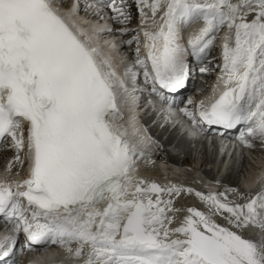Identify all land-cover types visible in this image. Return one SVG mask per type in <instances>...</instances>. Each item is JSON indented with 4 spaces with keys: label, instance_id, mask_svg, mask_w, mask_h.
<instances>
[{
    "label": "snow or ice",
    "instance_id": "6c2138e0",
    "mask_svg": "<svg viewBox=\"0 0 264 264\" xmlns=\"http://www.w3.org/2000/svg\"><path fill=\"white\" fill-rule=\"evenodd\" d=\"M136 2L145 23L144 9H150L153 27L163 9V23L159 31L143 33L151 70L140 59L139 47L126 69L133 87L138 66L150 94L169 104L165 91L184 88L188 75L179 26L203 21L189 41L197 59L226 28L221 77L226 90L210 108L200 103L199 118L182 111L193 136L204 132L200 121L226 129L243 124L241 144L252 148V141L264 142V0ZM57 3L0 0V141L11 138L21 166L25 158L20 153L30 157V179L15 191L0 184V218L12 233L0 242V256H8L23 233L30 251L46 250L51 242L81 258L89 246L85 264H264V194L230 205L197 192L209 212L189 208L180 226L170 227L180 210L161 194L193 190L132 179L143 153L113 122L121 117L117 90L127 89L93 37L68 23ZM106 7L119 23L130 20L114 0L84 5L97 15ZM224 213L230 228L213 218ZM250 228L258 230L255 239L243 235Z\"/></svg>",
    "mask_w": 264,
    "mask_h": 264
},
{
    "label": "bare ground",
    "instance_id": "6f19581e",
    "mask_svg": "<svg viewBox=\"0 0 264 264\" xmlns=\"http://www.w3.org/2000/svg\"><path fill=\"white\" fill-rule=\"evenodd\" d=\"M151 2H153V0H149V3H151ZM147 9L148 8H145L144 10H147ZM149 11L150 10H148V12ZM145 13H146V23H145V19H142V17H141V20H140V22L138 24L140 25L141 28H144V29L153 27L152 26L153 25V20H151L150 14H148L147 11ZM162 15H163V9L160 12H158L157 15H156L157 24H159V25H161L163 23V21L161 20V16ZM159 16H160V18H159ZM156 17H155V19H156ZM75 19L77 20L76 26L79 27V28L85 29L84 25H82V19H80V17L78 15L75 16ZM155 22H156V20H155ZM198 25L200 26L199 29H201L204 26L203 25V21L195 23L194 27L188 31V33L190 32V37L189 36L187 37L189 41L192 40V39H190L191 35H194V34L196 35L198 33L199 29L193 31L196 28V26H198ZM181 26H182V24L180 25V27ZM94 29L97 30L98 26H96ZM157 29H158V26H156L154 31L152 29H151V31L152 32H156ZM86 32L88 33L89 31H86ZM226 34L227 33H224V35L222 36V45L225 42L224 38H225ZM122 37H121V40L119 42H115V39H111L112 41L110 42V44L113 45V48L115 47V49H117V45L118 44H123V42H125L126 39L130 38L129 36H124V38H123L124 40H123ZM144 39L148 40L145 36H144ZM179 39H180V37H179ZM179 43H180L181 47H183L182 42H180V40H179ZM148 44H149V42H146L142 46V48L144 50L148 49L147 48ZM113 48L111 50H109V53L110 52L114 53ZM126 51H127V49H126ZM126 51L124 53H127ZM116 54H117V56L116 57H112V58L116 59L122 53L121 52L120 53L117 52ZM123 59H124V56L121 57V62L123 61ZM220 60H221V58H220ZM120 65H122V63ZM222 69H223V60H222L220 71L216 70L217 76H216V79H214L213 82H212V86H213V91L212 92L213 93H216L220 89L222 90L225 87L223 85V83L221 82V77L223 75ZM203 88H204V90H207V86H203ZM128 95H129L128 101L130 102V106L129 107H125L124 109L121 108V111H120L122 113L121 114V119H122V123H123L122 126H124V121L126 120V118L124 117L125 116V114H124L125 111L131 109V111H132V113H131L132 124L135 127L136 125H138L136 119H137V114L139 113V111H137V106H136V99H135V95L136 94L131 92V91H129ZM200 100H202V98H200ZM153 101H156V100H153ZM159 109H163V107L161 106V108H159ZM197 109L200 110L199 106L197 107ZM149 110L146 111V113H145V115L143 117V122L145 124L149 125L148 131H149L150 135L156 141V143H155L156 146H158L160 151H161L160 157L158 158V163L160 164V166H158L155 163H153L152 159L148 160L149 157L151 156V154H149L147 151H140V152L143 153V157L144 158L137 160V169H136V171L132 172V174H131L132 179L133 180H141L142 179V180L147 181L149 184L157 183L162 188H171L173 186H176V187H181V188H184V189H188V188H185L186 184L182 183L183 180H181L179 176H178V178L176 176H172L171 177V174L181 175L182 167L184 168L185 165H181L179 163L178 159H182V157L185 158L187 155L188 156L192 155L191 145L195 144L197 146V148L194 149V150L195 151L199 150V158L198 159H200L201 162H202L198 170H200V171L202 170L206 174V177H208L210 179H213V180H216V181H219V179H217V177H215L211 173V171H208L207 168L203 169V167L205 166L204 163L208 165L210 163L215 162L217 159L221 160L222 167H223V165H224V163L226 161L227 155H229L227 153L228 151H226L224 154L222 153L223 148L226 146L225 141L224 140L221 141L222 150H218L217 147L214 146L215 154H213L214 156H212V155L209 154V149L207 147L206 141H204L203 139H195V140L189 141L186 136L185 137L179 136V134L177 133V126H174L173 124L172 125H162V123H161V125H157L158 124L157 122L159 120H163V116H161L162 114H160V112H157V115H154V114H151V111H149ZM166 116L167 117H171L172 114L167 112ZM178 118H179L178 120L183 122V120L180 117H178ZM167 119H169V118H167ZM169 120L173 121L174 118L169 119ZM119 121H120V119H119ZM170 131H171V133L169 134ZM190 131H191V129H190ZM166 136H168L167 139H165ZM252 143L254 144V141H252ZM137 150H138V148H137ZM253 150H255V149H253ZM229 153H230V151H229ZM247 153H253L256 156H260L259 157L260 158L259 161H256V162L259 163L258 167L253 170V173L250 175L248 180L245 181V185L244 186L246 188H252L253 186L254 187L256 186V183H260V181L263 178L264 154L263 153L260 154L257 151H246V154ZM176 154H180L182 157L178 156L179 158H176L175 157ZM235 154H237V152ZM5 155L6 156L10 155V153H8V154L6 153ZM5 155H3V157ZM20 155L22 156V153H20ZM232 157H233V154H232L231 158ZM5 158L3 159L4 161H6ZM253 158L254 157H252V159ZM253 161H254V159H253ZM149 162L151 164H149ZM246 162H248V160L246 158V155L243 154V157H242V159H241V161L239 162L238 165L236 164V162L232 164L231 173L228 174V176L224 179V183H227L228 188H230V189L240 188L239 184L236 183L235 180H231V179L233 178L232 176L234 174H236V175L238 174L239 175V173L242 171V169H243V167H244ZM0 163H2V160L0 161ZM24 165H25V163H24ZM24 165H23V174L20 175V176L18 175L17 178L16 177L15 178H13V177L9 178L8 176L5 175V174L14 175V174H16L15 171H8V170L7 171H1L2 169H0V184H9V185L12 186V190L15 191L16 190V185L19 184V183H22L25 179H27V177L25 176L26 173H25ZM166 165H169V166H166ZM184 171L185 170H183V172ZM168 173H169V175H167ZM152 175L153 176H158L159 179H157L156 181H153L151 179L153 177ZM164 176L172 178V179L171 180L170 179H166ZM204 177H205V175H204ZM221 180L222 179H220L219 182H221ZM202 181H204V185H202L203 187L205 186V187H208L210 189H215V188H219L220 187V185L212 184V183L206 181L205 178ZM188 186H191V185H188ZM204 189H206V188H204ZM224 189H226V188H224ZM183 193H186V191L183 192ZM228 193L231 194L230 191H228ZM165 196H167V194H161L160 199L165 200V201H167L168 199H172L174 201L175 208L180 210L179 212L175 213V217H176L175 222L172 223L170 225V227H172V228L179 227L181 221H183V219L185 217H187V211L185 210V208H187V209L193 208L192 203H191L192 201L190 199H189L190 201H188L187 196H184V194H182L181 197L171 196V197H176L175 199H173V198H165ZM234 197H236L235 200H238V201L242 202L243 204L247 203L246 200H245V198H246L245 195H236L235 194ZM152 199L155 201L157 199V197L155 195H153ZM242 203H240V204L243 205ZM182 204L185 205L184 208L181 207ZM236 205H238V204H236ZM194 209H197V208H194ZM172 215H173V213L169 214V216H172ZM213 218L215 220L219 219V215L218 216H214ZM245 233L247 235L249 234V236L251 235L254 238H256L255 235H259L258 230L255 229V228L248 229L247 231H245L243 233V235H245ZM72 247H73V249H75L76 247H78V245H73ZM48 257H50V258L55 260L54 264H68V261H70V264L71 263L72 264H85V260L87 259V253H84V250H83L82 257L81 258H76L74 256V254H69L66 251V249L61 247V248H59L58 251L57 250L56 251L50 250L45 255L43 253L42 254L39 253V254H34L32 256H28L25 261L27 263V260H29V263H27V264H40V263L46 264L45 262L50 259ZM56 257H58L59 259L56 260ZM46 258H48V259H46ZM81 261H83V262H81Z\"/></svg>",
    "mask_w": 264,
    "mask_h": 264
},
{
    "label": "rangeland",
    "instance_id": "374dc122",
    "mask_svg": "<svg viewBox=\"0 0 264 264\" xmlns=\"http://www.w3.org/2000/svg\"><path fill=\"white\" fill-rule=\"evenodd\" d=\"M148 10H150V9H147V10H145L144 12H146L147 11V13L148 14H150V16H151V18H152V15H151V11H149L148 12ZM159 18H160V16H159ZM156 20V22H155V25H156V23H157V19H155ZM155 26L154 27H151V29L154 31L155 30ZM159 108H161V107H159ZM159 108H156L153 112H160V110L161 109H159ZM158 123V124H157ZM156 124L157 125H161V123H162V125H172L173 124V122L172 121H169L168 123H166V122H164V121H161V120H159L158 122H157ZM177 123H179V124H177ZM177 123H176V126H177V133L179 134V136H183V137H185L186 136V134L181 130V128L184 126V122H182V121H177ZM174 125V124H173ZM164 129V128H163ZM174 132V131H173ZM171 133V131L169 132V134ZM168 135V134H167ZM168 138V136H166V138L165 139H167ZM189 141H191L192 139H189V138H187ZM221 142H209L208 144H207V147H208V149H209V154L210 155H212V156H214L213 154H215V148H214V146H216L217 147V149L218 150H222V148H221ZM212 146V147H211ZM158 147V146H157ZM191 148H192V155H187L185 158H183L180 154H176V158H179V157H182V159H178V161H179V163L181 164V165H185V167L183 168L182 167V173H181V175H174V174H171V177L172 176H176L177 178H178V176L180 177V179L181 180H183L182 181V183H185L186 184V187L185 188H191L192 190H193V192L191 193V194H189L187 191H186V193H181L178 197H181L182 196V194H184V196H187V198H188V201H192L191 203H192V206L193 205H195V206H197V205H200V203L198 202V200H197V195H196V192H198L199 190H204V188L205 187H203L202 185H204V181H202L204 178L206 179V178H208V177H206V174L201 170H198L199 169V167H200V165H201V160L200 159H198L199 158V150L198 151H195L194 149H196L197 148V146L195 145V144H192L191 145ZM158 149H159V147H158ZM213 151V152H212ZM227 151V145L223 148V150H222V153H225ZM159 153H161V151H160V149H159V151H158ZM8 154V153H7ZM253 153H247L246 154V158H247V160H248V162H246L245 163V165H244V167H243V169H242V171L239 173V175L237 174H234L232 177V179L231 180H235L236 181V183H238L239 184V187L240 188H242L244 185H245V181L246 180H248V178L250 177V175L253 173V170L255 169V168H257L258 167V165H259V163L258 162H256V161H259V157L260 156H256L255 154H253ZM251 155V156H250ZM179 156V157H178ZM191 156V157H190ZM257 158H256V157ZM6 157V155L3 157H1L0 158V161L1 160H3L4 158ZM242 157H243V154H238V152H237V154H235V155H233V157L231 158V156H227V159H226V161H225V163H224V165H223V167H222V163H221V160L220 159H217L215 162H213V163H210V164H205L204 163V167H203V169L204 168H207V170L208 171H211V173L215 176V177H217V179H222L221 180V185L224 187V188H227L228 187V185H227V183H224V179L228 176V174H230L231 173V171H232V164L233 163H235L236 162V164L238 165L239 164V162L241 161V159H242ZM252 157H254L253 159H254V161H253V159H252ZM158 158L159 157H155L154 159H153V163H154V161H158ZM199 160V161H198ZM14 163H13V165L11 166V168L9 169V166L8 167H4V166H1L0 167V169H2L1 171H15L16 172V174H14V175H11V174H5L6 176H8L9 178H11V177H13V178H17V176L19 175H22L23 174V166H21L19 163H17V162H15V161H13ZM151 162V161H150ZM149 162V164H151ZM166 166H169V165H166ZM221 166V167H220ZM249 166V167H248ZM147 167V166H146ZM155 167V166H154ZM189 167V168H188ZM195 167V168H194ZM6 168H8V169H6ZM183 170H185L184 172H183ZM235 173V172H234ZM167 175H169V173L167 174ZM185 175V176H184ZM203 175V176H202ZM204 175H205V177H204ZM153 176V175H152ZM151 176V177H152ZM163 176V175H162ZM245 176V177H244ZM154 177V178H153ZM151 179L153 180V181H156L157 179H159V177L158 176H153ZM166 179H172V178H169V177H166V176H164ZM201 178V179H200ZM247 178V179H246ZM200 179V180H199ZM149 180V179H148ZM201 182V183H200ZM188 185H191V186H188ZM239 188V189H240ZM227 193H228V191H227ZM219 195H221L222 197H219ZM217 197L218 198H220L223 202H228L230 205H236V204H238V205H241L240 203H242V202H240V201H238V200H235L236 199V197H234V195H232V196H230V193H228L227 195L228 196H230V197H226L227 199H226V201H224V197L226 196L225 194H219ZM204 196H208V195H206V194H204ZM165 198H173V199H175L176 197H169L168 195L167 196H165ZM192 198V199H191ZM190 199V200H189ZM240 199V198H239ZM200 201L202 202L201 204L203 205V206H205V210H204V212L207 214L208 213V211H207V209H208V207L206 206V203L204 202V201H202L201 199H200ZM176 202V201H175ZM240 202V203H239ZM177 203V202H176ZM243 204V203H242ZM244 204H247V203H244ZM243 204V205H244ZM184 206L185 205H181V207L182 208H184ZM173 207L175 208V205L173 204ZM193 208H196V207H194L193 206ZM198 209V208H197ZM185 210L187 211L188 209L187 208H185ZM170 214V213H169ZM189 215V213H188V211H187V216ZM226 215L228 216L229 214L228 213H224L223 215H221V216H219V219H216L215 221L218 223V224H220L221 226H223V227H231V225H229V223H228V221H227V219H225V217H226ZM218 216V215H217ZM221 221V222H220ZM238 231V230H237ZM246 233H245V237H246ZM254 238V237H253ZM255 239V238H254Z\"/></svg>",
    "mask_w": 264,
    "mask_h": 264
}]
</instances>
